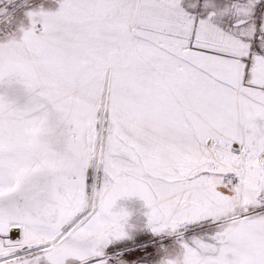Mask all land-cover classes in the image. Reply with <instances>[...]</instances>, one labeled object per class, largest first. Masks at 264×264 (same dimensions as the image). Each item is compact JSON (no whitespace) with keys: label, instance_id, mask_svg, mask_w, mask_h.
<instances>
[{"label":"snow or ice","instance_id":"obj_1","mask_svg":"<svg viewBox=\"0 0 264 264\" xmlns=\"http://www.w3.org/2000/svg\"><path fill=\"white\" fill-rule=\"evenodd\" d=\"M0 264H264V0H0Z\"/></svg>","mask_w":264,"mask_h":264}]
</instances>
